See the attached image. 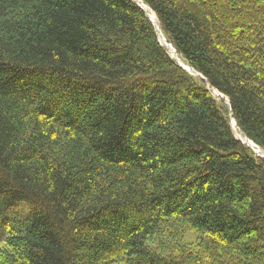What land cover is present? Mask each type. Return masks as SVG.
I'll use <instances>...</instances> for the list:
<instances>
[{
  "label": "trees",
  "instance_id": "trees-1",
  "mask_svg": "<svg viewBox=\"0 0 264 264\" xmlns=\"http://www.w3.org/2000/svg\"><path fill=\"white\" fill-rule=\"evenodd\" d=\"M141 1L199 76L133 0H0V264H264V0Z\"/></svg>",
  "mask_w": 264,
  "mask_h": 264
},
{
  "label": "rangeland",
  "instance_id": "rangeland-1",
  "mask_svg": "<svg viewBox=\"0 0 264 264\" xmlns=\"http://www.w3.org/2000/svg\"><path fill=\"white\" fill-rule=\"evenodd\" d=\"M153 16V15H152ZM150 18H152L150 16ZM153 22V21H152ZM160 41V39H159ZM167 41V40H166ZM161 44V42H160ZM162 45V44H161ZM163 46V45H162ZM164 47V46H163ZM165 48V47H164ZM166 49V48H165ZM167 50V49H166ZM169 52V51H168ZM170 54V53H169ZM170 56L172 57V55L170 54ZM179 58V57H178ZM178 63V62H177ZM179 64V63H178ZM187 71V70H186ZM214 96H218L217 92H214ZM229 101L226 100V104H228ZM233 129V128H232ZM234 131V130H233ZM235 133V131H234ZM249 147V146H248ZM253 150V152L256 155L261 156L260 154H258L257 150L253 149L252 147H249ZM264 156V155H263ZM262 157V156H261ZM28 213L26 210V206L25 205H20L18 206L15 210L13 211H9L6 212L4 214H2L0 216V240H2L4 238L5 231L8 229H13L14 227L18 226L19 224H22L24 219H26L28 217ZM197 241V236L195 233L193 232H189L186 234V239L185 242L187 244H193Z\"/></svg>",
  "mask_w": 264,
  "mask_h": 264
},
{
  "label": "bare ground",
  "instance_id": "bare-ground-1",
  "mask_svg": "<svg viewBox=\"0 0 264 264\" xmlns=\"http://www.w3.org/2000/svg\"><path fill=\"white\" fill-rule=\"evenodd\" d=\"M133 1H137V2H139V3H141L142 1L141 0H133ZM141 1V2H140ZM144 7V9H145V11L147 12V14L149 15V17L151 16L152 18V20H155L156 21V16L154 15V13L147 7V6H143ZM153 15V16H152ZM158 32V31H157ZM159 36V39H160V42H161V44L167 49V51H169V53L172 55V57H173V59L174 60H176L182 67H185L186 69L187 68H189V69H191L190 67H188L183 61H181L179 58H178V55H177V53H176V51L173 49V47L170 45V44H168V42L166 41V39L162 36V34H159L158 35ZM192 73H196L195 71H193V70H190ZM193 76H195V75H193ZM232 125H233V127H234V131H235V135H236V137H237V139H239V140H243V141H247L246 139H245V137L237 130V128H236V126H235V124H234V122L232 123ZM246 144L248 145V146H250V147H252L253 149H255V150H257V152H258V154H260V155H264V151L263 150H261V149H259V148H257L252 142H249V141H247L246 142Z\"/></svg>",
  "mask_w": 264,
  "mask_h": 264
},
{
  "label": "water",
  "instance_id": "water-1",
  "mask_svg": "<svg viewBox=\"0 0 264 264\" xmlns=\"http://www.w3.org/2000/svg\"><path fill=\"white\" fill-rule=\"evenodd\" d=\"M144 11H145V9H144V7L143 6H145L144 4H143V2H141V3H139V2H137V1H135ZM145 13L147 14V12L145 11ZM147 16L149 17V15L147 14ZM150 18V17H149ZM156 18V17H155ZM151 19V18H150ZM152 20V19H151ZM153 21V23H154V25L156 26V29L158 30V35L159 34H161V31H160V28H159V24H158V22H157V19H156V21L155 20H152ZM163 36V35H162ZM173 58V57H172ZM180 65V64H179ZM181 66V65H180ZM188 66V65H187ZM182 67V66H181ZM189 67V66H188ZM183 69H185V70H187L191 75H195V76H199L200 74H198V73H192L190 70H192V69H189V68H185V67H182ZM235 122V121H234ZM235 125H236V122L234 123ZM233 126V125H232ZM233 130H234V127H233ZM246 139V138H245ZM247 141H249V142H251L249 139H246ZM243 143H246L245 141H243V140H241ZM250 147V146H249ZM262 157H264L263 155H261Z\"/></svg>",
  "mask_w": 264,
  "mask_h": 264
}]
</instances>
